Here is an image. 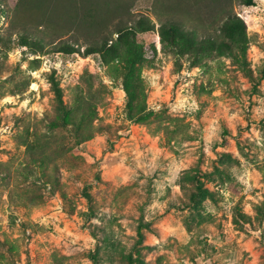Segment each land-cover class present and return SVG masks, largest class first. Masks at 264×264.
Returning <instances> with one entry per match:
<instances>
[{"label":"rangeland","instance_id":"rangeland-1","mask_svg":"<svg viewBox=\"0 0 264 264\" xmlns=\"http://www.w3.org/2000/svg\"><path fill=\"white\" fill-rule=\"evenodd\" d=\"M124 1L155 28L105 62L0 0V264H264V0H228L245 41L197 63L159 25L206 6Z\"/></svg>","mask_w":264,"mask_h":264},{"label":"trees","instance_id":"trees-1","mask_svg":"<svg viewBox=\"0 0 264 264\" xmlns=\"http://www.w3.org/2000/svg\"><path fill=\"white\" fill-rule=\"evenodd\" d=\"M30 1L40 6L43 14L40 25L54 23L63 29L62 33L70 29L79 31L74 42L63 43L62 50L65 53L77 52L75 45L83 40L82 42L86 43V54L99 53L105 62L130 59L134 54H144L146 44L141 43L137 36L155 28V22L147 15L141 14L135 18L124 0H18L17 9L26 7ZM227 1L188 0L196 11H201L200 7L206 6L200 13L201 21L197 22L192 18L197 25L189 28L179 16L162 20L159 34L163 47L177 54L191 53L193 63L217 52H231L233 42L245 41L247 24L228 7ZM243 3L254 5L256 0H244ZM1 11L0 5V13ZM196 18L199 20L197 16ZM81 28L85 32H81ZM200 28L202 33L199 32ZM31 39L28 33L23 34L21 43L33 45ZM153 47L155 54L154 44ZM76 102L81 115L78 132L80 135L81 124L95 117L97 107L84 96H80ZM62 120L66 124L65 115Z\"/></svg>","mask_w":264,"mask_h":264}]
</instances>
